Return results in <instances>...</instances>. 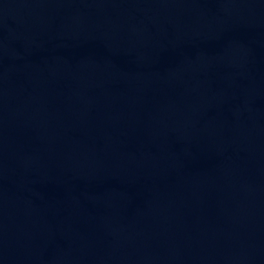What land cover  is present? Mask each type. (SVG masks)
<instances>
[{
  "label": "water",
  "instance_id": "95a60500",
  "mask_svg": "<svg viewBox=\"0 0 264 264\" xmlns=\"http://www.w3.org/2000/svg\"><path fill=\"white\" fill-rule=\"evenodd\" d=\"M0 264H264V0H0Z\"/></svg>",
  "mask_w": 264,
  "mask_h": 264
}]
</instances>
